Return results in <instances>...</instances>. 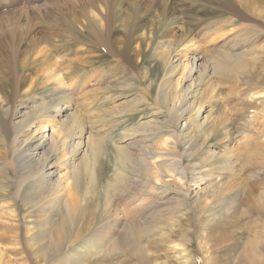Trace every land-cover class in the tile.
I'll list each match as a JSON object with an SVG mask.
<instances>
[{
  "label": "bare ground",
  "instance_id": "obj_1",
  "mask_svg": "<svg viewBox=\"0 0 264 264\" xmlns=\"http://www.w3.org/2000/svg\"><path fill=\"white\" fill-rule=\"evenodd\" d=\"M21 1L23 0H0V9H10ZM72 1L63 0L62 7L59 5L57 8L39 13L29 11L12 13L6 17L0 15V142L3 140V143L9 146L5 144L10 152L4 149L6 154L7 151L10 153L7 156L14 164V172H22V177L15 185L13 198L19 197L18 194L24 186H31L33 190L47 196L50 194L51 199L48 202H59L64 213V220L61 222L65 219L67 223L70 222L73 212L82 211L87 205V196L95 197L96 194L97 197L95 186L99 184L101 176L98 174L99 163L105 161L110 165L107 167L110 168L112 177L111 183L108 181L104 184L106 185L105 204L107 206V203H110L113 213L116 210L111 206L109 191L112 190L111 192L114 193L120 190L121 194L125 195L126 192L132 193L137 188L144 195L142 199L129 196V206L132 209L129 216L123 212L119 219L118 211L116 212V222H124L121 225L124 229L121 236L119 235V242L118 239L106 240L104 243L97 242L83 247L76 253L81 255V257L76 256L79 261H72L73 264H80L84 257L83 263L87 261L86 258L99 254L108 256L124 253L127 249L136 247V237L142 232L134 229L127 222L150 220V215L143 217L138 216V213L144 211L143 208L149 205V198L153 196L164 197L173 191L176 195H181L184 200L203 203L205 207L208 205L207 202L201 201V198L215 193V190L224 183L223 178L202 174L194 164H190L188 169L183 167L184 160L194 158L208 143V135L203 131V127L211 112H207L204 107L205 95L201 88L211 75H220L224 72L228 75L233 74L237 69L244 68L242 66L244 57L248 55L250 60L254 61L258 55L256 48V50L250 49L251 41L244 46V43L241 44L238 39H228L227 36L218 34L224 28L220 24L205 27L195 37L186 35V32H190L189 29L184 24H180L182 37L168 39L165 36V32L168 33L165 26L173 23L177 17L176 14V17L174 16L175 9L171 12L167 9L159 12L158 19L153 20L152 25L149 24L151 27L139 28L129 23V18H132L129 13L137 11L135 3L130 0H85L78 13L69 9L72 8L70 5ZM227 1L231 10L237 14L235 16L240 17V20L248 19L245 15H238L236 8L231 4L233 0ZM247 1L243 0L241 5L246 11H251L250 2ZM124 4L128 9H124ZM63 8L66 12H63ZM249 18L251 20V17ZM225 23L231 25L230 21ZM261 23L263 25V22ZM197 25L192 22L189 27L194 29L193 26ZM37 27L45 33L39 39L30 38ZM208 32H212L211 35L207 36ZM260 32L263 34V30ZM115 33L120 34L115 37ZM197 38L198 40L203 38V42L210 43L207 50L211 55L206 48L207 55L205 51L198 49L190 51V44ZM154 41H156L155 46L164 49L156 53L157 56L162 55L163 59H166L167 55L165 50L182 46L168 62L170 85L162 98L164 103L165 99L168 100L166 111L158 108L150 116L126 123L130 116L149 106L144 97L148 93L145 92L144 96L139 93L125 96L118 102L112 100L113 96H107L96 101L98 102L96 110L99 112L104 109L103 112H109L117 121V126L109 128L108 124H104L100 127H107L106 130L93 126L84 130L83 123L84 125L89 121L93 123L96 118L85 119L76 106L67 104L65 101L70 99L67 96L71 97L70 94L75 91L74 85L71 84L69 85L71 88L65 89L62 85L69 80L82 83L91 79L93 87L101 85L103 80L107 86L127 89L131 86L130 83L114 79L115 74L107 77L109 73L106 75L104 64L98 69H91V72L89 65L93 68V64H96L94 59L106 55L104 52L98 53L102 50L110 55L114 62L113 66H119L118 68L123 72L126 68H131V61L137 59L140 54H145L141 49L143 45L151 48ZM82 43L86 45L84 49L75 48ZM137 43L138 46H134ZM258 49H264V46L261 45ZM59 53L65 54L61 61L54 59ZM83 53L88 56L81 57L80 54ZM66 56H77V59H67ZM81 62L83 64L89 62V65H82ZM134 66L136 68L137 63ZM235 66L237 69L234 71L232 68ZM28 71H31L32 75L29 73L27 79L25 73ZM140 75L145 81L148 73L143 71ZM34 77L33 82L29 81L30 86L32 82L29 90L25 89V93H21V86ZM50 81L56 83L52 94L48 97L53 99L48 102L43 98L37 99L33 95L34 90L40 86L50 85ZM149 87L148 84L145 89ZM214 88L213 86L212 90ZM27 93H31L30 97L24 98ZM162 100L160 102H163ZM104 101L110 102L106 108L102 106ZM27 105L30 106L25 110L21 109ZM189 113H193V116H189ZM259 115L260 113L256 111L250 117L253 126ZM31 116H36L37 122L29 124L33 118ZM8 117L11 118L8 120ZM263 124L264 121L262 127ZM214 125L213 128L219 126V124ZM199 134L205 138L203 141L195 142L194 138ZM248 141L250 142L248 137L237 140L234 148L248 145ZM226 152L225 149L208 148L202 155L221 159ZM201 160L202 158L198 157V161ZM3 169L8 168L4 165ZM99 173L101 174V171ZM82 183L84 187L81 189ZM190 183L196 184L195 191H191L192 194L186 190ZM51 218L52 216L48 214L39 217L40 222H48ZM50 236L53 240L52 234ZM61 236L62 234L60 237L58 235L57 240L62 239ZM122 236L123 238L120 239ZM53 242H56V239L52 241V245Z\"/></svg>",
  "mask_w": 264,
  "mask_h": 264
},
{
  "label": "rangeland",
  "instance_id": "obj_2",
  "mask_svg": "<svg viewBox=\"0 0 264 264\" xmlns=\"http://www.w3.org/2000/svg\"><path fill=\"white\" fill-rule=\"evenodd\" d=\"M62 1L23 0L17 2L10 9L1 8L0 15L6 17L12 13L44 12L54 7L57 8L59 5L62 7L61 5L64 4ZM73 1L70 4L72 8L69 9L78 13L85 0ZM130 1L135 3L137 11L129 13V16L132 17L129 18V23L137 25L139 28L151 27L152 21L158 19L159 12L166 9L171 12L175 9L174 16L176 14L178 18L175 16L173 23H168L165 26L168 32H165V36L168 39L182 37L183 33L179 30L180 24H184L189 29L190 32H186L189 37H195L205 27L220 24L224 28L218 34L225 35L228 39H238L241 44L244 43V46L248 45L246 44L248 41H251L250 49H257L258 56L254 61L250 60L248 55L244 57L242 60L244 68L237 69L236 66L232 68L234 71L237 69L236 73L228 75L224 72L220 75H211L201 88L205 95L203 97L204 107L207 112H211L203 127V131L208 135V143L194 158L184 160L183 167L188 169L190 164H194L202 174L223 178L222 182L224 183L215 190V193L201 198V201L207 202L208 205L205 207L203 203H193L190 199L184 200L181 195H176L173 191L164 197L153 196L149 198V205L143 208L144 211L138 213V216L143 217L150 215V220L127 222L128 225L142 232L139 234L140 236L136 237V247H131L124 253L108 256L99 254L86 258L85 263H83L84 257L80 264H264V124L263 127L261 126L264 121V49H258L259 46H264V1L246 0L250 2L249 7L251 8V11H246L241 5L243 0H233L231 4L236 8L238 15L248 17L243 20L235 16L237 14L231 10L227 0ZM124 9H128L126 4H124ZM63 12H66V9L63 8ZM226 21H230L231 25L225 23ZM192 22L198 24L193 26L194 29L189 27ZM149 24L151 25L149 26ZM261 30H263V34L260 32ZM44 33L45 31L37 27L30 38L39 39ZM210 33L212 32H208L206 35L209 36ZM119 34L115 33L114 36H119ZM199 40L197 38L190 44V51L198 49L204 52L205 48L208 49L210 43L203 42V38ZM156 41L152 43V49L150 46L146 45L147 48L143 45L141 49L145 54H140L137 59L135 58L138 62L135 59L133 62L131 61V68H126L123 72L118 68L119 66H113L114 62L110 55L102 50L98 53L103 54L104 52L106 55L94 59L96 64H93V68L89 62H85V64L81 62L82 65H89V72L104 64L106 75L109 73L107 77L110 74H115L114 79L131 84L127 89H119L113 85L107 86L103 80L101 85L93 87L91 79L82 81V83L69 80L62 85L63 89L68 88L71 84L74 85L75 91L70 94L72 96H67L70 99L64 98L67 104L76 106L83 118L94 117L97 119H94L93 123H90L91 121L85 125L83 123L84 130L92 126L101 128L100 126L104 124H108L109 128L117 126V121L109 112H103L104 109L99 112L96 110L98 103L96 101L107 96H113L112 100L118 102L125 96L138 93L144 96L148 93L144 97L149 106L130 116L126 123L150 116L158 108L166 111L165 106L168 100L165 99L164 103L162 98L170 85L168 62L171 60L170 57L177 54L182 46L165 50L167 55L166 59H163L162 55H156L157 52L164 50L161 46H155ZM135 45L138 46V43ZM78 47L84 49L86 45L82 43L75 48ZM207 52L211 55L208 50ZM207 52L205 51V54ZM57 55L54 59L61 61L65 54ZM80 55L81 57L88 56L85 53ZM66 58L76 60L77 56H66ZM246 60L249 61L246 62ZM164 62L166 64H163ZM135 63H137L136 68ZM143 71L148 73L145 81L140 75ZM237 71L239 72L237 73ZM29 73L32 75L31 71L25 73L27 79ZM74 78L76 79V76ZM34 79L35 77L32 80H27V83L21 86L20 92L24 94L25 89L29 90ZM29 81H32L31 86ZM50 82L48 86H40L35 89L33 95L37 99H45V102L52 100L53 98L48 97L52 94L56 83ZM148 84L150 89H145ZM213 86L214 90H212ZM30 95L31 93H27L24 98H29ZM161 100L163 102H160ZM109 105V101L102 102V106L105 108ZM151 105L153 106L151 107ZM29 106L21 107V109L25 110ZM256 111L260 115L253 126L250 117ZM188 115L192 117L193 113ZM10 118L8 117V120ZM37 120L35 116L29 124H33ZM214 124L216 126L219 124V126L213 128ZM101 129L106 130L107 127ZM244 137H248L250 140L248 145L234 148L236 141ZM204 138L205 136L202 137L199 134L194 139L196 142L197 140L203 141ZM5 144L3 140L0 142V264H73V262L79 261L76 253L83 247L97 244V242L104 243L106 240L117 241L123 232L124 227L121 225L124 222H116V212L118 211L119 219L123 212L129 216L132 211L129 206V196L132 195L140 199L144 197L137 188L132 193L126 192L125 195L121 194L120 190L114 193L111 192L112 190L109 191L111 206L116 210L113 213L110 203H107V206L105 204L104 187L106 185L104 186V184L108 181L111 183L112 179L111 170L107 167L110 165L105 161L99 163L98 174L101 176L99 184L95 186L97 197L96 194L94 197L89 193L87 207L85 206L78 213L73 212L70 222L67 223L66 219L61 222L64 220V213L59 202H48L51 199L50 194L47 196L33 190L31 186H24L18 194L19 197L13 198L15 185L22 177V172H14V164L7 156L10 153L7 151L6 154L5 152V149L9 150V148ZM208 148L225 149L227 152L221 159L210 158L208 155L207 157L203 156L202 153ZM198 157H201L202 160L198 161ZM4 165L7 166V170L3 169ZM81 186L82 189L83 183ZM195 189L196 184L190 183L186 190L192 194ZM43 214H48L52 218L48 222H40L39 217L44 216ZM51 234L53 240H51ZM61 234V238H63L57 240L58 235L60 237ZM122 238L123 236L120 239ZM55 239L56 242H53L52 245V241ZM254 247L257 248L254 249ZM50 248L51 251H49ZM78 256L81 257V255Z\"/></svg>",
  "mask_w": 264,
  "mask_h": 264
}]
</instances>
